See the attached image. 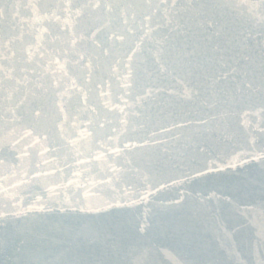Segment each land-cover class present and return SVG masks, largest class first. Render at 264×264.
Listing matches in <instances>:
<instances>
[{"label": "water", "instance_id": "obj_1", "mask_svg": "<svg viewBox=\"0 0 264 264\" xmlns=\"http://www.w3.org/2000/svg\"><path fill=\"white\" fill-rule=\"evenodd\" d=\"M0 13V264H264V0Z\"/></svg>", "mask_w": 264, "mask_h": 264}, {"label": "snow or ice", "instance_id": "obj_2", "mask_svg": "<svg viewBox=\"0 0 264 264\" xmlns=\"http://www.w3.org/2000/svg\"><path fill=\"white\" fill-rule=\"evenodd\" d=\"M2 14V13H0ZM262 22H264V18H262ZM73 44L76 43L75 40L72 41ZM131 56L128 57L129 60H131ZM81 59H83V57H81ZM246 60L249 61V68L251 69L250 71H245L244 72V79L240 82L239 85L236 86L235 91L236 92H240L241 95L243 94L244 91H259L261 93V97H262V101H264V43L261 44V55L259 57V65H258V71L257 69L254 67L256 61L255 58L253 57H245ZM57 63H59L57 61ZM117 63H119V61H117ZM126 67L128 68L127 73L122 77L124 83H123V87L125 88H131L132 84L129 83V81L132 78V70L130 65H126ZM235 71V70H234ZM228 73H225L224 76L222 77H218L217 79H213L212 84L208 85L209 88L214 87L219 79H226L227 78ZM258 77V78H257ZM188 94L189 97L193 94V90L192 89H188ZM152 94V89L149 88L147 90L146 95H151ZM138 99H143V97H138ZM123 111V110H121ZM36 115H39V113L37 112ZM121 123L126 124V121H121ZM125 147H128L127 145H125ZM114 151H116L117 153H119L120 149H115ZM99 158V157H98ZM255 159H258L261 161L262 164H264V153H261L258 156L253 157ZM236 159H240L242 162H247L246 160L243 159V157L237 156ZM230 166H235L230 165ZM202 174V173H201ZM141 199H144V197H141ZM114 205L109 204L108 207H113ZM119 206V205H116ZM61 211H70V212H84V211H91L93 210V206H81L79 208L76 207H61L60 209ZM96 211H104L106 209H101V208H95ZM141 255H144V253H141Z\"/></svg>", "mask_w": 264, "mask_h": 264}]
</instances>
